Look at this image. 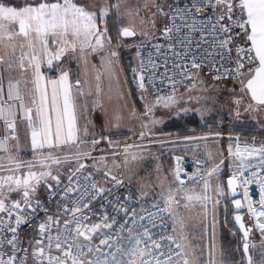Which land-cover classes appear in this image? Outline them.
<instances>
[{"label":"snow or ice","instance_id":"6c2138e0","mask_svg":"<svg viewBox=\"0 0 264 264\" xmlns=\"http://www.w3.org/2000/svg\"><path fill=\"white\" fill-rule=\"evenodd\" d=\"M151 7L156 11L145 20V23H150L151 29L141 32V37L145 40L149 36L157 39L152 30L156 28L157 17L160 16L163 17L161 35L166 39L164 45L148 41L152 51L149 52L147 61L140 60L139 72L133 69V80L138 89L142 90L141 99H145L149 86L156 92L155 104L145 102L143 129H147L150 134L149 125L157 123L149 120L154 108L161 102L164 107L176 105V87L185 79L201 80L200 73L205 67L214 70V79H235L242 94L250 93L251 102L247 104L245 111L264 112V0H186L183 4L180 0H173L172 3L153 0ZM111 9L119 13L120 0H115ZM109 11L108 7L97 8L78 0H32L23 7L8 6L0 0V44L7 40L9 43L5 47H11L10 52L0 55V264H29V247L32 249V264H67L68 259H71V264H83L80 257L93 252L94 236L99 241L95 247L97 253L102 252L104 247L112 249L113 245L118 246L105 254L103 260L97 256L94 261L89 260L88 264H125L123 259L117 260V253L132 257L127 264H217L214 211L213 223L210 225L213 230L212 238L206 258L203 248L199 252L190 250L195 246L186 243V237L175 234V224L183 223L182 219L176 217L173 208L180 204L178 196L182 194L188 203L199 202L205 208L208 207L207 202L211 200L206 194L209 180L204 177H201L204 179V194L185 191L184 182L177 170L176 194L172 193L170 187L167 197L162 201L163 206L158 201L149 209L142 208L140 213L135 210L130 213L125 204L120 202V198L114 197L107 205H102L112 206L114 215L93 211L92 201L97 197L103 199L105 195H111L113 189L101 186L94 180L93 173L83 174L88 166L82 160L90 157V153L79 150V145L86 142L85 138L90 133L87 126L81 127L78 121L83 118L87 104L77 103L73 88L76 87L81 96L85 93L79 88V80L75 86L69 82L68 71L61 70L58 79L45 80L41 65L46 59L51 69L53 61H60L66 54L76 56L79 53L78 58L85 59L87 55L102 52L106 38L110 49L111 37L107 36ZM139 14L137 9L136 15ZM118 35L132 37L136 35V31L134 28L123 27ZM16 37H23L27 41L26 45H19L22 50L25 47L29 49L22 51L19 57L16 55L17 46L12 43ZM51 46L55 47V51L51 50ZM117 56L116 51L109 50L106 55L102 52V64L109 74ZM156 57L162 61L163 72L159 71L161 64L157 63ZM15 67L23 72L31 70L30 89L22 92L21 82L13 79H8L5 89L4 73ZM99 78L98 75L97 80ZM157 81L160 85L165 81L169 82L171 93L166 97L159 95L161 89L157 87ZM27 83L26 81L25 84ZM199 99L197 98L198 102ZM242 99L241 96L235 103L239 106ZM236 111L239 115V107ZM18 124H23L30 130V148L33 153L31 160L20 159L23 148L19 141ZM139 136L143 139L145 132L141 131ZM97 143L99 140L93 137V147ZM109 144L111 146V141ZM66 147H75L77 151L67 155L59 154ZM131 147L127 145L124 148L126 160ZM229 153L239 161H234L236 170L228 180L233 193L237 180L242 185L258 183L260 186L259 208L252 206L246 187L244 198L248 201L249 212L256 218L253 227L260 232L261 247L264 249V222H260L264 218V177L257 179V171L245 176V171L253 168L259 169V174H264V141L259 147L255 146V142L244 148L237 146L235 152L230 145ZM92 159V166L96 167L104 158ZM132 159H137V155L133 154ZM254 160L257 161L256 164L252 163ZM65 164L68 168L63 175L68 183L61 189V166ZM53 165L57 166L55 174ZM218 168L219 165L213 168L208 177ZM96 170L100 171L99 168ZM110 172V169L104 172L105 182L109 179ZM110 179L116 185L123 184L115 175H111ZM42 187L46 188L48 199L56 203L58 211L55 216L49 214L48 208L40 199L39 190ZM217 191L222 193V189L218 188ZM71 193L76 195L73 197ZM13 194L18 198L13 199ZM218 203L219 200L213 201V210ZM234 204L237 209L243 207L239 200H235ZM184 206L187 207L188 204ZM41 211L45 218L39 223L36 237L33 241H28V246L25 247V242L20 240L18 228L30 223ZM121 212L123 216L118 219ZM142 213H146V217ZM96 215L100 216L101 222L87 223ZM62 216H70V219H64L61 226ZM167 220H172L173 224L170 226L165 223ZM235 221L243 230V253L247 257V264H253L252 257L248 255V237L252 228L246 227L239 215L235 216ZM129 224L134 227H129ZM169 227L172 228V235L167 234ZM160 233L164 234L159 235ZM157 235L159 239L154 238ZM81 237L88 243H79ZM125 240L130 247L125 248ZM141 244L144 247H139ZM84 247H87V253L82 250ZM252 247L255 248L256 245L253 244ZM108 255L112 257L111 261L108 260ZM261 255L264 257V251ZM175 257L181 259H174ZM220 260L221 264H226L227 258L222 248ZM261 264H264V260Z\"/></svg>","mask_w":264,"mask_h":264},{"label":"rangeland","instance_id":"374dc122","mask_svg":"<svg viewBox=\"0 0 264 264\" xmlns=\"http://www.w3.org/2000/svg\"><path fill=\"white\" fill-rule=\"evenodd\" d=\"M166 1L157 0V2ZM3 2L8 6L23 7L26 3H31L32 0H3ZM78 2H86L97 8L105 6L110 9L107 18V36L111 37V48L109 49L106 38L105 48L102 52L104 55L109 50L118 53V56L114 58L115 63L110 70L111 74L102 64L101 51L87 55L85 59H79V53L76 56L66 54L60 61H53L51 69H49L45 59L41 65V73L45 80H55L59 78L61 70H64L69 72V82L71 84L75 86L76 81H80L79 88L85 95H79L76 87L73 88V95L79 105L87 104L86 110L83 111V118L78 121L81 127L87 126L90 133L85 138L86 142L79 145V150L90 153V157L82 160L83 163L89 166L87 172L93 173L95 171L96 173L93 175L99 179L109 169L111 170L110 175L123 170L129 181L138 187L142 193L155 202H162L167 197L170 187L172 193L176 194L178 183L170 162V152L173 151L174 147L171 146L170 149L162 148L163 144L167 143L168 145V142L175 139H169L165 135L166 133L161 132V129L173 121L180 123L184 121L185 117L189 116H191V120L200 117L207 121H213V124L211 122L205 124V128L202 130L205 133L196 135L200 137L199 141L204 146H202V155L205 157V162H203L206 172L205 179L209 180V188L206 194L211 197V200L207 202L208 207L205 208L199 202L188 203L182 194L178 196L180 204L178 206L174 205L173 208L176 217L182 219L183 223L175 224L176 233L178 236L186 237V243L195 246L194 249L190 250L199 252L203 248L206 258L209 242L212 238L213 230L210 225L213 223L214 211L215 259L217 264H221V248L227 258L226 264H245L240 251L242 239L230 221L232 216L231 199L225 184V177L233 175L228 173L229 168L233 167V162H229L228 158L225 157L228 154V144L231 143L232 146V143H235V139H230L229 136L238 138L236 142L238 141L237 144L241 148L251 146L253 142H255L256 147L260 146V143L264 141V112L244 110L247 104L251 102L250 93L247 95L242 94L238 82L230 80L212 81L209 75L201 72L200 76L208 77L204 84L200 86L193 79L189 86L175 93L178 101L176 105L164 107L163 102H161L160 105L154 108L149 120H155L157 123L149 125L151 128L149 134L147 129L142 128V113L145 102L155 104L156 96L145 93V99H141L142 91L138 90L136 82L130 75L134 66L132 65V55L121 52L128 40L122 39L118 33L123 27H130L136 31L133 39H143L141 32L151 29L150 23H145V20L150 18L153 12L156 11L154 7H151L153 0H120L119 13L111 9V4L115 0H78ZM137 9H139V15H136ZM162 28L163 17L158 16L156 28L152 32L156 35ZM8 43L5 40L4 44H0V55L11 51V47H5ZM12 43L17 46V57L20 56L22 51H29L27 47L23 50L19 47L21 44H27L23 37H16ZM51 50L55 51V47L51 46ZM98 75L99 80H97ZM8 79L19 80L22 92L32 87L30 83L32 79L31 70L23 72L15 67L12 71L4 73V81ZM26 81L27 84H25ZM97 85H99V91H97ZM184 92H189V95L187 94V97L183 99ZM162 96L166 97L167 95ZM241 96L243 99L242 103L239 106L237 105L239 107V115H237L235 101ZM206 97H211V99H205ZM197 98H200L199 102ZM252 103L254 104V102ZM183 109H188V111L185 112ZM197 118L196 120H198ZM233 128H242L243 131ZM141 131L145 132L143 139L139 136ZM238 132L241 134L238 135ZM18 136L23 148L20 152V159L31 160L33 153L30 148V130H27V128L24 131L18 130ZM93 137L99 140V143L94 147L92 145ZM109 141H111V146ZM127 145L132 147L129 149L126 160L124 148ZM205 147L211 148V155L209 151L208 155H205V150H207ZM75 151H77L75 147L71 149L66 147L63 153L59 154L67 155ZM133 154L137 155V159H132ZM101 157L104 158L103 161L93 167L94 160L92 158L100 160ZM193 157L196 158V156ZM196 159L201 160L198 156ZM221 160H223L222 164ZM235 163H239V161L237 160ZM252 163L256 164L257 161L254 160ZM217 165H219V168L209 178L208 173L212 172ZM56 167L53 165V174H55ZM67 168V164L61 166V177L64 176L63 173L67 171ZM97 168L100 171H97ZM234 169L232 168V170ZM52 183L54 184V181ZM203 186L204 181L188 191L204 194ZM218 188L222 189V193L217 191ZM44 189V192L47 193L46 188ZM12 198L17 199L18 197L13 194ZM215 200H219V203L215 204L213 210L212 203ZM185 204H188V206L185 207ZM261 239L259 230L254 229L252 245L255 244L256 247L253 248L251 245L250 252L255 261L260 259L263 250Z\"/></svg>","mask_w":264,"mask_h":264},{"label":"built area","instance_id":"2783aa9c","mask_svg":"<svg viewBox=\"0 0 264 264\" xmlns=\"http://www.w3.org/2000/svg\"><path fill=\"white\" fill-rule=\"evenodd\" d=\"M173 0H170L168 3H172ZM180 2L183 4L186 2V0H180ZM155 37H157V39H152V36L148 38V40L145 39H140L138 41L132 42L130 44H124V47L121 49V52H126L130 55H132L133 58V67L131 69L130 75H132L133 78V69H136L137 72H139V64H140V60L144 59L145 61H147V57L150 51H152L151 48V43H155V44H160V45H164L165 44V37H163L161 35V32L157 33L155 35ZM148 41H151V43H149ZM138 51L140 53V55H138ZM153 55L155 56L156 54L153 53ZM157 59V63L161 64V67L159 69L160 72H163V66H162V61L159 59V57H156ZM171 62H169V68H171ZM203 72H205L207 75H209L211 77L212 80L214 81H223V80H230L233 82H237L235 79L232 78H222V79H214L215 76V72L214 70L205 67ZM145 76L147 78V70H145ZM177 79L179 80L180 78L177 77ZM193 80V79H192ZM192 80H188L185 79L181 84H179L176 89H175V93L179 92L180 90H182L183 88L187 87L190 85V83L192 82ZM136 87H137V83H136ZM157 87L160 88V92L159 95H169L172 91L171 89V85L169 82L165 81V83L163 85H160L159 82L157 81ZM138 88V87H137ZM140 90V89H138ZM142 91V90H140ZM147 93L151 94L152 96H156V92L155 90L149 86L147 89ZM237 104H235V109L237 110ZM177 170H179V174H180V179L183 180L184 182V190L188 191L190 188L201 184L204 179H201V177L205 178L206 172H205V167L204 165L197 160L194 157L191 156H181L179 159V162L177 163L176 167H175V174L177 172ZM252 171H257L258 172V176L257 179L264 177V174H259V169L253 168V169H248L245 171V176H250ZM89 172H87L86 169L83 170V174L87 175ZM96 172L94 171L93 174H95ZM119 180L123 181L122 185H116L114 181H112L110 179L107 180V182H105V178H103L102 180L97 179L96 176L93 175L94 180L99 182V184L105 188H112V194L111 195H105L103 199H100L99 197H97L95 200L92 201V206H93V211L98 213V214H102L104 212H107L109 215H114V213L112 212V206H107V207H102V205H107L108 201L112 200L114 197H119L120 198V202L125 204V207L129 210V212L131 213L132 210H135L136 212L140 213L141 209H149L151 208V206L156 203L154 201H152L149 197H147L145 194H143L141 191H139L137 188H135L131 182L128 180L125 172L123 170H119L116 174H114ZM62 184H61V189L63 188L64 185H66L68 183V181L65 179L64 176L60 177ZM55 183V182H54ZM178 183V182H177ZM236 187L238 190V195L237 198H239L242 202L243 205V213H244V217L246 222L253 226L256 222V218L253 217L251 215V213L248 210V201L245 200L244 198V189L245 187L248 189V196L252 201V206L254 208H259V196H260V186L258 183H250L248 185H242L240 180L236 181ZM71 196H75L76 193H71ZM40 199L44 202L45 207L48 208L49 210V214L55 216L57 214V207H56V203L53 202L52 200L48 199V193H44L42 196H40ZM57 200H59V197L56 198ZM161 203V206H163V203ZM69 207H72L71 204H68ZM87 211V210H85ZM145 215L146 217V213H142ZM123 213L121 212V217H118V219L122 218ZM45 218L44 213L41 211L39 212L36 216L33 217L32 221L30 223L27 224H23L18 228V233H19V237L20 240L25 242L24 246L27 247V242L28 241H33L34 237H36L37 232H38V226L39 223L41 221H43ZM64 219H70V216H62L60 219V224L61 226L63 225V221ZM92 222H96L99 223L100 221V216L96 215V216H92L91 220L88 221L87 223H92ZM260 222H264V218L260 219ZM165 223H168L170 226L173 224L172 220H167L165 221ZM74 227V226H73ZM129 227H134L133 225L129 224ZM254 228V227H253ZM256 229V228H254ZM55 232V230H54ZM164 233H160L159 235H163ZM168 235H172V228L169 227L168 230ZM177 235V233H175ZM125 237L127 236V231L125 230L124 232ZM159 235L155 236L154 238L159 239ZM115 239V237H113ZM79 243H81L82 245L87 244L88 242L85 241L83 239V237L79 238ZM99 243L98 239L93 238V242H92V247H93V252L92 253H88L86 256L80 257V259L83 260V264H88L89 260H95L97 256H100L101 259H104L105 254L110 253L111 251H114L115 248L118 245H113L112 249H108L106 247H104L102 249V252L97 253L95 252V247L96 245ZM123 244L125 246V248L130 247L127 243V240L123 241ZM139 247H144L143 244L139 245ZM84 252L87 253V247H84L82 249ZM31 247H29V260L31 259ZM45 251L47 252V249H45ZM75 252V250H73ZM54 254H58V253H54ZM108 260L111 261L112 257L110 255H108ZM117 260L123 259L125 261V264H127V261L129 259H132V257L130 256H126L123 253H117L116 255ZM174 259H181L180 257H175ZM67 264H71V259H68Z\"/></svg>","mask_w":264,"mask_h":264},{"label":"crops","instance_id":"0c3cea01","mask_svg":"<svg viewBox=\"0 0 264 264\" xmlns=\"http://www.w3.org/2000/svg\"><path fill=\"white\" fill-rule=\"evenodd\" d=\"M170 0H167L166 1V3H168ZM163 29V28H162ZM162 31V30H161ZM160 31V32H161ZM249 44H250V42H249ZM207 75V74H206ZM206 80H208V77L206 76H201V80H199V81H197V80H195L194 79V82L196 83V84H199L200 86L202 85V84H204L205 82H206ZM7 81L8 80H5L4 81V87H5V89L7 88ZM212 81H214V80H212ZM191 88H192V86H191ZM189 90H190V88H188ZM187 89V90H188ZM188 90V91H189ZM190 92V91H189ZM189 92H184L183 93V96H182V98L184 99V98H186L187 97V94L189 95ZM194 115V114H193ZM197 118V117H196ZM196 118H195V120H191V116H189V117H185V119H184V121H182V122H180L179 123V125H168V126H166V130L164 129V127H163V129H161L162 131L161 132H163V133H166L165 135H167V137L169 138V139H171V138H174L175 140L174 141H170V142H168V145H167V143L166 144H163L162 145V148H172L171 146H173L174 148H173V151H171L170 152V156H171V159H170V162H171V165H172V167H173V171H175L174 169H175V167H176V165H177V163L179 162V158L181 157V156H191V155H193V156H196V158H197V156L199 157V158H201V160H200V162L203 164V162H205V157H203V155H202V151H203V144H202V142H200L199 141V139H200V137H197L196 135H199L200 133H205V131L204 132H202V130H203V128H205V124L206 123H209V122H213V121H207V120H205V119H202V118H197L198 120H196ZM195 123H198V124H195ZM213 124V123H212ZM226 129H230L229 127H225ZM209 129H211L210 127H209ZM233 129H235V130H241V131H243V129L242 128H233ZM18 130H26V126L25 125H23V124H18ZM28 130V129H27ZM239 133V132H238ZM237 133V134H238ZM241 133H239L238 135H240ZM203 137V136H202ZM186 138H191V139H186ZM229 138H233V139H235V143L233 142L232 143V151L234 152L235 151V149H236V147L238 146V144H237V142H236V137H232V136H229ZM231 145V143L230 144H228V148H227V150H228V154L226 155V157L225 158H228V161L229 162H233V167L232 168H235V166H234V161L235 162H237V160H235V157H233L232 155H230V153H229V146ZM203 146V147H202ZM205 149H207V150H205V152H206V154L205 155H208V151H209V154L211 155V152H210V150H211V148H209V147H205ZM192 156V157H193ZM204 158V159H203ZM87 165V164H86ZM88 166V165H87ZM89 167V166H88ZM88 167H86V170L87 171H89L88 170ZM232 168H229V172L228 173H232L233 174V172L236 170V169H234V170H232ZM225 173H226V171H225ZM116 174V173H115ZM112 175H114V174H112ZM109 176H111V175H109ZM127 176V175H126ZM231 177V175H227L226 177H225V180L227 179V178H230ZM103 178H105L104 176L102 177V176H100V178H99V180H102ZM128 178V177H127ZM129 180V179H128ZM132 184V183H131ZM133 185V184H132ZM134 186V185H133ZM135 188H137L138 190H139V188L138 187H136V186H134ZM139 191H141V190H139ZM144 194V193H143ZM151 199V198H150ZM153 201V200H152ZM155 202V201H154ZM252 241H253V238H252V240L250 241V246L252 245ZM262 251H264V249L262 250ZM251 253V252H250ZM262 253V252H261ZM251 257H252V254H251ZM252 260H253V264H261V262H262V260H264V257H262V255H261V257H260V259L259 260H257V261H255L254 260V258L252 257Z\"/></svg>","mask_w":264,"mask_h":264},{"label":"water","instance_id":"95a60500","mask_svg":"<svg viewBox=\"0 0 264 264\" xmlns=\"http://www.w3.org/2000/svg\"><path fill=\"white\" fill-rule=\"evenodd\" d=\"M121 38L124 39V40H131V39L135 38V35L132 36V37H121ZM228 180H229V178H227V179L225 180V184H226V187H227V190H228V193H229V197H230V199H231L230 204H231L232 216H231V220H230V221H231V223L234 225L235 229L237 230V232L239 233V235H240V237H241V239H242V245H241L240 251H241V254H242L243 258H244V262H245V264H247V257H246V256L244 255V253H243V244H244V242H245L244 237H243V230H241V229L239 228V224L236 223V221H235V216H236V215L241 216V220H242V222L244 223V225H245L246 227H248V228H252V231L249 233V237H248V243H249V252H248V255H250V256H251V253H250V241H251L252 238H253V230H254V228H253V226L249 225V224L246 222L245 217H244V213H243V207L240 208V209H237V208L235 207L234 201H235V200H239V201L241 202V200H240L239 198H237L238 190H237L236 184H235V193H233L232 188L229 187V185H228ZM241 204H242V202H241Z\"/></svg>","mask_w":264,"mask_h":264},{"label":"trees","instance_id":"16d2710c","mask_svg":"<svg viewBox=\"0 0 264 264\" xmlns=\"http://www.w3.org/2000/svg\"><path fill=\"white\" fill-rule=\"evenodd\" d=\"M137 102H138V100H137ZM168 125H166V126H168ZM170 125H175L176 126V125H179V122L178 121H173ZM164 129L166 130V127H164ZM44 190L45 189L42 187V189L39 191L40 196H42L45 193ZM29 264H32V259L29 260Z\"/></svg>","mask_w":264,"mask_h":264},{"label":"bare ground","instance_id":"6f19581e","mask_svg":"<svg viewBox=\"0 0 264 264\" xmlns=\"http://www.w3.org/2000/svg\"><path fill=\"white\" fill-rule=\"evenodd\" d=\"M138 40H140V39H131V40H128V42H126L125 44H130V43L138 41ZM132 65H133V63H132Z\"/></svg>","mask_w":264,"mask_h":264}]
</instances>
